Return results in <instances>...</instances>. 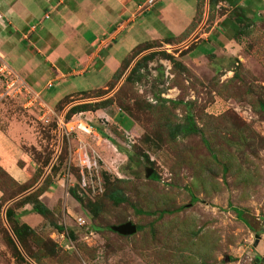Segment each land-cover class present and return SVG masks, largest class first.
<instances>
[{"label": "rangeland", "instance_id": "rangeland-1", "mask_svg": "<svg viewBox=\"0 0 264 264\" xmlns=\"http://www.w3.org/2000/svg\"><path fill=\"white\" fill-rule=\"evenodd\" d=\"M204 20L203 32L193 38L183 33L138 45L102 88L52 106L55 114L80 104L100 107L110 117L121 112L131 132L114 120L89 119L110 131L130 159L101 140L79 138L70 129L77 128L73 119L52 156L55 143L48 132L60 126L57 118L42 128L20 124L23 119L30 125L31 110L43 108L45 81L37 89L27 82L31 104L23 94L0 98V109L12 116L18 133L28 143L36 145V136L39 141L36 149L22 146L32 170L23 168L22 159L13 162V175L0 166V264H264L253 246L257 235L264 248V1L210 8ZM197 43L205 54L200 60L189 54ZM53 84L50 93L58 90ZM187 116L200 134H173L171 127L186 123ZM91 144L110 157L99 160ZM115 190L125 197L118 205L108 198ZM41 194L52 211L23 223L22 208ZM160 211L168 213L158 217ZM127 222L135 227L131 235L110 229ZM18 224L32 231L21 230L17 241L12 231Z\"/></svg>", "mask_w": 264, "mask_h": 264}, {"label": "crops", "instance_id": "crops-1", "mask_svg": "<svg viewBox=\"0 0 264 264\" xmlns=\"http://www.w3.org/2000/svg\"><path fill=\"white\" fill-rule=\"evenodd\" d=\"M252 1L216 0L211 5L208 0H0V56L3 61L25 84L31 83V89L40 88L43 81L51 83L49 89L44 87L42 96L39 91L43 108L31 110L34 118L27 117L31 124L25 125L23 119L20 124L28 130L34 125L42 128L51 116H55L60 126L56 128V133L48 132L49 141L54 140L56 145L51 154L55 157L60 150L58 137L72 119L77 120L78 124L77 128L70 129L79 138L101 140L105 143L103 145L113 149V145L101 138L95 129L109 139L112 138L111 132H104L91 119H102L106 123L114 120L123 131L131 132V124L124 115L120 116V112L110 117L101 108L86 110L70 114L71 117L64 121L63 115L70 105H64L56 114L52 106L71 94L102 88L121 61L138 45L159 42L163 36L175 39L183 33L193 38L196 33L203 32L204 18L209 15L210 8L216 9L225 4L239 7L242 3L252 4ZM195 18H199V21L191 26ZM152 23H155V27ZM199 43L189 52L197 60L205 58L204 49ZM209 45L213 46L212 43ZM209 45H205V49L210 50ZM54 82L58 83V90L50 93ZM3 111L0 109V166L13 175V162L22 159L23 168L32 170L33 166L22 146L36 149L35 146H39L38 137L35 139L36 145L28 143L26 136L20 135L12 125V116H5ZM83 115L84 121L81 119ZM91 148L99 160L103 159L102 156L110 157L108 151H100L92 144ZM69 154L71 156L74 151L70 149ZM49 165L46 170L51 169L52 164ZM59 183L56 181L57 187ZM43 194L38 195L37 199L51 212V206L42 200ZM28 206L26 204L22 208L25 212L20 214L23 223L39 217L30 212ZM256 245L258 254L255 255L262 260L264 248L259 247V237Z\"/></svg>", "mask_w": 264, "mask_h": 264}, {"label": "trees", "instance_id": "trees-1", "mask_svg": "<svg viewBox=\"0 0 264 264\" xmlns=\"http://www.w3.org/2000/svg\"><path fill=\"white\" fill-rule=\"evenodd\" d=\"M216 0H208L209 4L213 5L215 3ZM233 5V3H232ZM242 16H237L235 19L237 21H239L241 19ZM146 56H142L141 59H145ZM86 105L88 104H80V105H76V106H73L71 108H69V112L71 114L73 113H77V112H82V111H86ZM100 107H94L93 109H90V110H95V109H99ZM123 115L121 114L120 112V116ZM122 117V116H121ZM127 127V126H126ZM171 129L173 130V134H177V135H187V134H190V133H194V134H200L198 129L195 127L193 121H192V118L187 116L186 117V123L184 124H181V125H175V126H172ZM95 132L103 139L109 141L114 147L115 149L117 150L118 153L120 154H123L126 156L127 159H130V156L129 154H127L126 152H124L123 150H121L118 146H116L113 141L111 139H109V137H107L103 132H101L100 130L98 129H95ZM150 179L152 180H156L157 177L155 175H151L149 177ZM69 192V195L76 201V202H79L80 199L75 195V193L71 190L68 191ZM39 193V192H38ZM37 193V194H38ZM38 197V196H37ZM37 197L34 198V201H31L30 203L29 202H26V204H29L30 205V211L39 215L40 217H45L48 213H50L48 211V209L38 201ZM108 198L109 200L115 204V205H118L122 202L125 201V197L124 195L118 191V190H115L113 192H111L109 195H108ZM192 201H195L196 199L195 198H191ZM232 211L235 213V216L241 221L243 222V224L253 233H255V231L252 229V227L250 226V224L243 220L241 218V212L236 210V209H232ZM136 213L138 214H145V215H152L151 213H141L139 211H136ZM165 213H168V212H165V211H160L158 212V217H160L161 215L165 214ZM7 215V212H5V216ZM9 215H12V213L10 214L9 212ZM18 228H15L13 231H12V234L14 236V238L18 241V239L20 238L21 236V230L25 231V232H31V228H29L27 225L25 224H18ZM56 230H59L61 231L62 230V227L60 226H55V225H52Z\"/></svg>", "mask_w": 264, "mask_h": 264}, {"label": "built area", "instance_id": "built-area-1", "mask_svg": "<svg viewBox=\"0 0 264 264\" xmlns=\"http://www.w3.org/2000/svg\"><path fill=\"white\" fill-rule=\"evenodd\" d=\"M51 83H47L45 88H50ZM29 87L21 80L10 68L9 66L0 58V98L9 97V96H20L23 94L24 100H27V104H31L32 97L30 96ZM34 97H37L35 93H33ZM28 98V99H27ZM76 223L78 226L84 224V221L78 217L76 219Z\"/></svg>", "mask_w": 264, "mask_h": 264}, {"label": "water", "instance_id": "water-1", "mask_svg": "<svg viewBox=\"0 0 264 264\" xmlns=\"http://www.w3.org/2000/svg\"><path fill=\"white\" fill-rule=\"evenodd\" d=\"M150 171L148 170H145L144 171V177L147 178L148 175H149ZM111 231L112 232H115L117 234H120V235H131L135 232V227L130 224V223H123V224H120V225H117V226H112L111 228ZM257 240H258V236L256 235L255 236V240L253 242V246L256 245L257 243Z\"/></svg>", "mask_w": 264, "mask_h": 264}]
</instances>
